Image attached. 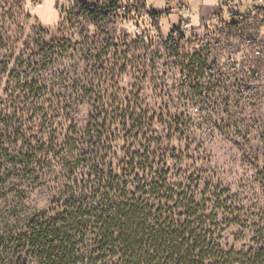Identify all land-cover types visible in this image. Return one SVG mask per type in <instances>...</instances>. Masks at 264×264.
Wrapping results in <instances>:
<instances>
[{"label":"trees","instance_id":"obj_1","mask_svg":"<svg viewBox=\"0 0 264 264\" xmlns=\"http://www.w3.org/2000/svg\"><path fill=\"white\" fill-rule=\"evenodd\" d=\"M14 24L8 20L0 30V57L8 55L0 62V81L12 80L6 87L13 94L0 103V208L16 171L36 188L48 184L53 201L30 217L17 204L15 224L0 237V264H264V228L243 226L233 197L202 187L188 172L173 181L179 166H171V149L155 138L157 114L140 94L93 101L92 85L43 81L47 67L63 61L106 62L102 72L111 76L119 56L128 53L106 52L110 42L100 39L94 50L89 38L81 50L71 41L61 46L41 39L38 52L16 56L6 52ZM194 91L203 113V88ZM55 92L85 95L53 98ZM162 93L172 102L164 88ZM235 227L242 236L253 234V247L239 249L240 241L229 240Z\"/></svg>","mask_w":264,"mask_h":264},{"label":"rangeland","instance_id":"obj_2","mask_svg":"<svg viewBox=\"0 0 264 264\" xmlns=\"http://www.w3.org/2000/svg\"><path fill=\"white\" fill-rule=\"evenodd\" d=\"M155 14L160 15L153 13V18ZM58 18L54 0H0V30L2 23L8 20L16 23L11 26L13 40L6 52L13 51L16 56L25 50L38 52L41 39L46 44L61 42V46L71 41L72 45L78 44V50L84 49L85 40L71 37L68 32L60 29ZM144 19L146 26H149L150 20L147 16ZM171 20L164 18L157 22L152 38L141 47L133 46L131 40L122 41L128 28H123L117 20L107 22L101 26L102 31L116 40L112 45L121 53H129L126 58L119 56L117 68L110 69L114 70L111 76H105L102 72L105 61L103 65L93 59L92 64L63 61L59 67H47L43 81L64 87L76 83L83 86L81 89L92 85L93 101L100 98L125 100L140 94L146 106H150L153 114H157L152 129L155 138L160 140L164 148L171 149V166H179L173 172V181L182 180L188 172L189 176L200 179L202 187L210 185L233 197L244 215L242 221L246 225L243 226L257 225L264 228V98L261 95L242 96L241 91L245 87L242 77L225 66V62L233 58L232 53L219 48L203 51L198 49L195 41H184L179 51L169 49L165 38L168 32L166 29L169 30L173 24ZM82 29L87 32L86 37L90 39L87 44H92V50L100 48L96 42L99 41L96 31L89 24L83 25ZM7 56L4 53L0 62ZM95 57L97 55L92 56ZM201 63L214 66L217 71L214 78L207 79L205 73H197L193 69ZM13 66L14 62L12 70ZM57 71L63 73V77L56 76ZM183 72L203 86L202 101L206 105L203 113L196 112V108H201L197 107L193 87L180 86ZM11 81L6 77L1 78L0 103L13 97L12 93H7L6 87ZM105 82L111 86L99 89V85ZM162 88L172 96V102L167 100ZM103 90L105 93H101ZM71 94L55 92L52 96L82 98L85 95ZM52 96H46V99ZM166 105H169L167 112ZM88 115V109L81 113L79 120L82 125L87 124ZM55 178L54 170L48 177L50 185ZM7 188L8 201L0 208V237L15 224L19 202H22L21 208L26 217H30L37 211L49 210L53 201L48 184L44 188H36L28 184L17 171ZM240 232V227L231 229L229 240L240 241L236 244L239 249L253 247V234L242 236Z\"/></svg>","mask_w":264,"mask_h":264},{"label":"built area","instance_id":"obj_3","mask_svg":"<svg viewBox=\"0 0 264 264\" xmlns=\"http://www.w3.org/2000/svg\"><path fill=\"white\" fill-rule=\"evenodd\" d=\"M158 2L165 6L162 12L150 6ZM54 10L59 16L58 27L71 37L87 38L82 26L89 24L98 39L105 38L102 41L110 42V47L105 46L106 52L120 50L112 45L116 40L102 31L103 24L117 20L123 28H128L122 41L131 40L133 46L141 47L152 38V31L156 29V23L161 22L162 15L176 16L177 23L172 24L165 38L169 49L179 51L184 41H195L198 49L203 51L212 48L228 51L233 58L227 60L225 66L242 77L245 83L242 96L261 95L264 74L258 64L264 61V0H251L248 14L237 20L226 21L216 16L202 23L192 20L193 0H54ZM153 13L161 16L155 14L153 18ZM145 16L150 20L149 26L145 24ZM196 65L193 69L197 73H205L207 79L214 78L217 72L214 66ZM182 85L203 88L200 82L192 81L184 72L180 80ZM196 112L200 114L201 109L196 108Z\"/></svg>","mask_w":264,"mask_h":264},{"label":"crops","instance_id":"obj_4","mask_svg":"<svg viewBox=\"0 0 264 264\" xmlns=\"http://www.w3.org/2000/svg\"><path fill=\"white\" fill-rule=\"evenodd\" d=\"M251 0H193L194 16L192 20L195 23L207 22L213 17L219 16L223 20H237L239 16H246L249 12ZM159 12L165 8L164 4L158 2L155 4ZM172 19L173 24L177 23L176 16L166 17L162 15L161 21ZM166 31H169L166 29ZM264 33V27H263ZM259 70L264 74V61L258 64ZM261 97L264 98V81L261 90Z\"/></svg>","mask_w":264,"mask_h":264}]
</instances>
